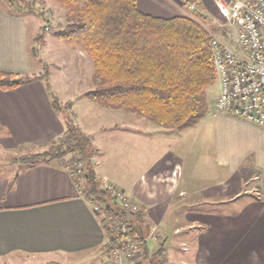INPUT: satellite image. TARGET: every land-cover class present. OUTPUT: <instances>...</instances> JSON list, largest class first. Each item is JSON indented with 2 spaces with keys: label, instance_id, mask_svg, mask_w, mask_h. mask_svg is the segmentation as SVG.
Masks as SVG:
<instances>
[{
  "label": "crops",
  "instance_id": "crops-1",
  "mask_svg": "<svg viewBox=\"0 0 264 264\" xmlns=\"http://www.w3.org/2000/svg\"><path fill=\"white\" fill-rule=\"evenodd\" d=\"M136 6L143 14L163 19L183 15L178 0H136ZM213 6L212 0L201 2L204 13L212 14ZM22 14L0 6V70L31 80L0 91V152L45 150L65 129L52 100L61 106L69 103L75 125L97 150L92 163L100 183L116 187L144 209L149 231L156 232V239L147 241L150 253L164 242L168 264H264V128L209 113L203 120L208 143L203 151L183 144V136L198 142L189 129L175 137L153 131L159 139L182 144L177 151H152L151 128L140 117L89 101L86 95L92 87L72 96L55 87L57 75L32 78L41 75L29 64L35 37L28 38V19ZM52 40L55 49L64 48L55 37ZM82 55L75 56V64L92 66ZM61 67L63 73L66 65ZM80 105L90 108L94 119L111 121L119 130L111 138L113 148L104 147L102 157L97 156L102 142L76 115ZM133 137L141 146L135 148ZM105 243L104 217L93 212L58 162L0 166V259L26 255L119 264L103 251Z\"/></svg>",
  "mask_w": 264,
  "mask_h": 264
},
{
  "label": "trees",
  "instance_id": "trees-1",
  "mask_svg": "<svg viewBox=\"0 0 264 264\" xmlns=\"http://www.w3.org/2000/svg\"><path fill=\"white\" fill-rule=\"evenodd\" d=\"M5 1L13 14L32 13L27 3ZM54 1L64 10L65 18V25L55 37L71 48H79L92 62V89L86 95L89 101L105 110L136 114L176 132L194 127L209 113L207 93L217 81L203 13L195 11L192 17L163 19L140 12L136 0ZM200 11L203 12L201 7ZM40 43L43 44L42 35L29 46L34 58L35 46ZM29 82V77L0 70V91L14 90ZM51 105L63 119L64 133L47 143L43 152L27 154L19 163L34 166L58 162L69 172L87 203L94 202L107 217L126 223L130 234L147 236L143 208L139 207L128 220L113 209L114 203L94 171L92 160L97 150L70 118L71 104L61 106L53 99ZM77 168L82 172L78 177ZM114 242H106L103 251L109 253ZM141 263L168 264L164 242L150 253L144 241Z\"/></svg>",
  "mask_w": 264,
  "mask_h": 264
},
{
  "label": "built area",
  "instance_id": "built-area-1",
  "mask_svg": "<svg viewBox=\"0 0 264 264\" xmlns=\"http://www.w3.org/2000/svg\"><path fill=\"white\" fill-rule=\"evenodd\" d=\"M178 1L188 12L203 13L202 0ZM213 4L229 41L209 34L219 85V95L209 112L214 117L230 115L264 128V0H213ZM81 173L80 168L75 170L77 177ZM102 186L114 203L113 209L123 218L128 220L139 211V205L122 191L111 185ZM90 204L96 215L104 217L106 242L115 241L110 259L119 264H142L141 244L147 236L130 234L126 223L107 217L94 202Z\"/></svg>",
  "mask_w": 264,
  "mask_h": 264
},
{
  "label": "rangeland",
  "instance_id": "rangeland-1",
  "mask_svg": "<svg viewBox=\"0 0 264 264\" xmlns=\"http://www.w3.org/2000/svg\"><path fill=\"white\" fill-rule=\"evenodd\" d=\"M213 1V0H212ZM24 3H27L30 8H32V13L23 12V16H25L28 20V38L32 40L37 34L42 35L43 39L47 40L46 47L44 49V57L41 55L42 53V44H36L37 49V57L34 58L29 54V64L31 68H38L39 75L41 76H48V75H57V78H54V84L57 89L66 91L67 95L78 96V94H82V91L85 87L91 88V75H92V66L90 65L88 68L87 66L80 64L79 66L75 64V59L77 55H81V50L79 48H71L66 44L60 42L56 37L55 33L60 31L63 26L65 25V18H64V10L58 6L54 0H27ZM214 5V4H213ZM0 6L6 9H10L8 3L5 0H0ZM182 6V5H181ZM183 7V6H182ZM214 7V6H213ZM11 11V10H10ZM183 15L187 17H192V12H188L183 7ZM203 16L206 17V21L203 24L204 28L209 32L210 35H214L216 37H220L224 41L228 42L229 38H227V33L225 32V27L222 25V19L219 15V12L212 8V14L204 13ZM225 36V38H224ZM55 37L57 43L64 48H54V45L51 44L52 38ZM53 45V46H52ZM66 49V50H65ZM71 51L70 55L66 52ZM49 52V54H48ZM51 52V54H50ZM83 53V52H82ZM85 56V54L83 53ZM82 55L83 61L86 58ZM88 59V58H87ZM89 60V59H88ZM91 62V60H89ZM78 64V62H77ZM92 64V62H91ZM66 65V70L62 73L61 66ZM78 67V69L76 68ZM81 67V68H80ZM69 69V70H68ZM68 72V73H67ZM92 89V88H91ZM63 92V93H64ZM208 99L210 100V106L214 102V100L219 95V85L216 82L213 87L208 90ZM79 103V102H78ZM78 105V104H77ZM209 106V107H210ZM76 115L78 118H84L85 126H88L90 130V135L94 134V136L100 139L101 147L103 150H100L97 154L98 157H102V153L105 150L104 147L113 148V144L111 143V138L118 135L119 130L111 124V121L104 118L94 119V113L89 108L85 110L82 105L76 107ZM126 113V112H124ZM210 113V112H209ZM207 114L204 119H208L210 114ZM129 115H134L135 117H139L136 114L128 113ZM70 118L73 119L72 112L70 113ZM108 118L112 117L111 114L106 113ZM142 119L144 124L151 128V150L152 151H177L182 144V140L178 139H170L168 138H157L153 131H157V135H174V137L179 133L174 130H169L165 128H161L155 126L148 122L147 120ZM203 119V120H204ZM103 120V121H102ZM203 120L192 127L189 133L197 134L198 142H195V139L189 138V136H183V141H185L184 145H192L193 151H203L204 145L208 144L205 137V131L203 129ZM206 121V120H205ZM204 121V122H205ZM208 121V120H207ZM102 122V123H98ZM136 128V127H135ZM162 131V132H161ZM154 136V137H153ZM196 136V135H195ZM123 137H121V141ZM110 141V143H109ZM133 144L135 148L137 146H141L139 142V138L133 137ZM43 149V148H42ZM42 149L38 151L28 150V149H20L18 151H3L0 152V166H3L5 162L18 164L19 160L27 155V154H34V153H41L43 152ZM208 151V149H206ZM104 187V186H102ZM156 232L149 231L147 235V241L149 239H156ZM179 236H177L178 238ZM176 238V240H177ZM157 242V241H156ZM85 260V259H84ZM89 260V259H88ZM83 260H78L75 258H69L68 261H64V259H54L50 260V258L40 257V256H9L3 259H0V264H81ZM92 262L86 260V263ZM177 263V262H176Z\"/></svg>",
  "mask_w": 264,
  "mask_h": 264
}]
</instances>
